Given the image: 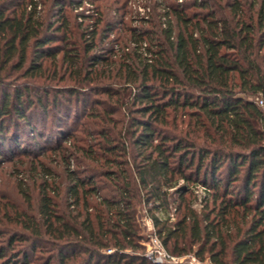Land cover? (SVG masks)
<instances>
[{"label":"trees","instance_id":"16d2710c","mask_svg":"<svg viewBox=\"0 0 264 264\" xmlns=\"http://www.w3.org/2000/svg\"><path fill=\"white\" fill-rule=\"evenodd\" d=\"M119 2L76 23L79 0H0V164L32 155L22 121L66 175L42 163L36 196L17 183L26 209L0 207V264H155L140 207L172 255L264 264V0H178L159 31L126 27L136 45L124 52L110 37L128 13ZM92 83L128 121L115 130L114 111L95 109L89 140L42 142L31 110L46 117Z\"/></svg>","mask_w":264,"mask_h":264},{"label":"rangeland","instance_id":"374dc122","mask_svg":"<svg viewBox=\"0 0 264 264\" xmlns=\"http://www.w3.org/2000/svg\"><path fill=\"white\" fill-rule=\"evenodd\" d=\"M113 1L115 0H94L95 3H93L91 0H79V3L74 8L72 13L69 12V14L72 15V18L74 16V13H78V18H76V23L79 22H85L87 23L88 18H92V16L97 14L96 6L101 5V8L103 9V12L108 13L113 16V12L110 11V9H113ZM121 3H127V11L128 13L125 19L119 20L120 22L117 23L118 28H115L111 31L110 37L115 39L120 38L121 42H118L115 44L117 48L121 52H124L125 50L128 51L130 49H134V46L136 45V40L131 37L130 31L126 29L128 26L137 27L138 28H150L154 30H160V21L162 19V22H167L168 20H176L175 16L173 15V9L178 6V0H119ZM182 1V0H179ZM251 1V0H247ZM260 1V0H259ZM119 2V3H120ZM188 3V2H187ZM190 3V2H189ZM118 5V4H117ZM82 8H78L81 7ZM116 5L114 4V8ZM259 7L257 4L256 6ZM126 9V8H124ZM193 11H201V10H194V8L189 7L187 9V12L191 14ZM74 12V13H73ZM123 11L118 12L122 13ZM116 14V13H114ZM131 14L134 15V19L131 17ZM81 17V18H80ZM75 18V17H74ZM110 18V17H109ZM105 19L107 17L105 16ZM75 20V19H74ZM73 20V21H74ZM144 31V30H143ZM152 31V30H151ZM121 33V36L119 35ZM107 42V41H106ZM147 42L143 43L142 51L144 53V47H147ZM147 52H149L147 50ZM58 80L50 81V84L57 83ZM110 80L109 82H111ZM69 81L60 82L58 85H68ZM68 83V84H67ZM98 87L95 86L92 83V86L87 87L84 89V95L81 97V100L77 101L73 98L72 103H68L65 101L66 94L65 92H62L61 98H63L61 104L59 106H54L53 104H50L49 110L51 111L48 116H44V113L41 111V109H35L31 110L34 114L33 116V125L37 127V130L40 129L42 133L44 134V139L42 142H45V139H48V137L51 138L50 143L53 145L55 143V137L60 134L61 130H66L68 132L72 133V137L74 136L77 139L84 138L88 139L87 133L82 132V127H86L90 130H94L96 128H99L102 126V123H100L99 127L96 126L95 121L99 122L98 118H92L88 114L95 110L99 114H102V112L107 111H114L111 117L112 119H115L119 121L120 123L116 121L109 122L108 125L110 127H115V130L122 127L123 121L127 122V116L124 115V110L120 108V106L115 103L113 99H108V96L101 92V90ZM102 87V86H101ZM55 91V90H54ZM56 92V91H55ZM98 101L102 103H98ZM65 106L69 107V111L66 110ZM90 122V123H89ZM124 122V123H125ZM107 123V122H106ZM104 124V123H103ZM19 132L21 134V143L22 145L27 146L31 150L30 156L25 155L22 151L17 152L15 156L11 160H7L5 162H2L0 164V207H5L8 204L19 206L21 209H26V205L24 201H22L21 196L19 194V190L17 188V183L22 179V177H25L27 179V182L34 192V196L37 195V188L34 187V182L36 181L34 177L38 178L40 177V170L42 163L47 165L48 167H51L56 174V177H59L58 182L63 181V177H66L64 173V169L62 165L57 164V162H60L59 159L55 162L54 155L50 150H47L45 153H39V148L41 147V144L38 142V139L34 134L33 130L28 126L24 125V123L21 121V124L19 126ZM59 136V135H58ZM94 137V136H93ZM82 143V142H79ZM21 145V147H22ZM49 147L50 144H47ZM6 149L9 148V145L5 146ZM13 156L12 154L7 155L8 157ZM34 156H36L34 158ZM51 156V158H49ZM77 167V166H76ZM100 177V176H98ZM34 179V180H33ZM40 181V180H38ZM183 180H180L179 183H183ZM169 191H173V189H170ZM195 191L198 195V203L196 204L197 209H201L200 202L203 200L205 196V190L204 187L199 185L197 188H195ZM36 200H34L33 205H36ZM143 207H140V210L138 212L139 218H142L141 214ZM2 211V210H1ZM2 212H0V215ZM142 227V226H141ZM142 232H144V228L142 227ZM145 235V234H144ZM4 236H0V246L4 245L6 242L3 240ZM193 255V254H192Z\"/></svg>","mask_w":264,"mask_h":264},{"label":"built area","instance_id":"2783aa9c","mask_svg":"<svg viewBox=\"0 0 264 264\" xmlns=\"http://www.w3.org/2000/svg\"><path fill=\"white\" fill-rule=\"evenodd\" d=\"M78 8H82V6ZM257 102L264 106V99L262 97H257ZM141 216L142 218H139V220L145 232V239L143 242L145 247L144 255L151 262L155 264H216L208 259L200 260L192 254L185 256L172 255L164 248L161 240L157 236L151 218L147 217L145 212H143ZM171 216H174V214H171Z\"/></svg>","mask_w":264,"mask_h":264}]
</instances>
